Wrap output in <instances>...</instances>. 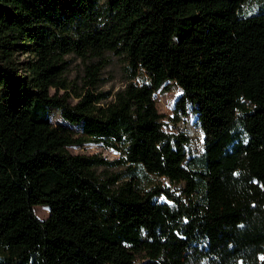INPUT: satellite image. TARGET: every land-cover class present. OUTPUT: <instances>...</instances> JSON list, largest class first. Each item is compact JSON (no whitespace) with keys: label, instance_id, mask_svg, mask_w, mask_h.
I'll list each match as a JSON object with an SVG mask.
<instances>
[{"label":"trees","instance_id":"16d2710c","mask_svg":"<svg viewBox=\"0 0 264 264\" xmlns=\"http://www.w3.org/2000/svg\"><path fill=\"white\" fill-rule=\"evenodd\" d=\"M244 2L0 0V264H264V3ZM110 52L125 59L114 90ZM166 80L198 112V166L189 136L163 129ZM86 142L121 157L67 148ZM114 163L183 181L186 198L98 169Z\"/></svg>","mask_w":264,"mask_h":264},{"label":"rangeland","instance_id":"374dc122","mask_svg":"<svg viewBox=\"0 0 264 264\" xmlns=\"http://www.w3.org/2000/svg\"><path fill=\"white\" fill-rule=\"evenodd\" d=\"M102 4L106 3V0H101ZM264 3V0H246L243 4V9L247 12L259 10L260 4ZM110 61L104 67L102 76V87L113 88L121 86L124 82V69L123 64L125 59L123 56L110 52ZM27 56V53L16 52L14 59L22 62ZM80 60L73 57L69 64V76L76 75L80 70ZM134 80L139 83L150 82V77L144 68H140ZM182 95L181 87L173 81H164L159 88L154 91L156 99V106L158 111L162 113L163 129L167 132H185L189 136V140L185 143V150L187 159L195 160V166H198L197 159L203 152V130L198 120V112L191 102H187L184 107H180L176 104V101ZM50 118L54 124L63 125L71 128L74 131H81L78 124H74L64 119L60 113V110L56 107H50ZM68 150L72 153H97L106 159L113 160L121 157L119 149L108 146L103 142H86L83 144H70L67 146ZM99 170L106 171H120L123 178L133 176L136 184L140 188H147L152 185H161L168 187L174 194H183L184 182L171 181L165 175H159L151 173L142 168V166L136 164L135 166H129L128 163L110 164L108 167H99ZM159 201H165L171 203L164 195L157 197ZM34 212L39 218H46L49 215V208L46 204L34 205Z\"/></svg>","mask_w":264,"mask_h":264},{"label":"snow or ice","instance_id":"6c2138e0","mask_svg":"<svg viewBox=\"0 0 264 264\" xmlns=\"http://www.w3.org/2000/svg\"><path fill=\"white\" fill-rule=\"evenodd\" d=\"M261 259H264V257H261Z\"/></svg>","mask_w":264,"mask_h":264}]
</instances>
